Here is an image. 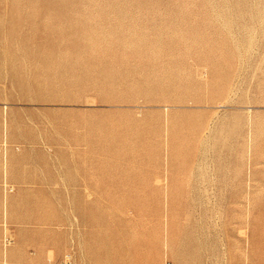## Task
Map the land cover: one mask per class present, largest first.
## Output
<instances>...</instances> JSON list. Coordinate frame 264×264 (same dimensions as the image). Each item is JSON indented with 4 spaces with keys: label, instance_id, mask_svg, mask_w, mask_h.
Segmentation results:
<instances>
[{
    "label": "rangeland",
    "instance_id": "374dc122",
    "mask_svg": "<svg viewBox=\"0 0 264 264\" xmlns=\"http://www.w3.org/2000/svg\"><path fill=\"white\" fill-rule=\"evenodd\" d=\"M68 252L264 264V0H0V264Z\"/></svg>",
    "mask_w": 264,
    "mask_h": 264
},
{
    "label": "built area",
    "instance_id": "2783aa9c",
    "mask_svg": "<svg viewBox=\"0 0 264 264\" xmlns=\"http://www.w3.org/2000/svg\"><path fill=\"white\" fill-rule=\"evenodd\" d=\"M11 190V189H10ZM3 241H4V244L5 245H9L13 240L12 238L10 237V235L8 234H4V237H3ZM61 264H74V261H73V254L71 252H68L64 258H63V261Z\"/></svg>",
    "mask_w": 264,
    "mask_h": 264
}]
</instances>
